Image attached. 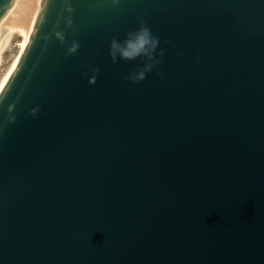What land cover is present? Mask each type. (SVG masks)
<instances>
[{
	"label": "water",
	"instance_id": "obj_1",
	"mask_svg": "<svg viewBox=\"0 0 264 264\" xmlns=\"http://www.w3.org/2000/svg\"><path fill=\"white\" fill-rule=\"evenodd\" d=\"M0 264H264V0H46L0 91Z\"/></svg>",
	"mask_w": 264,
	"mask_h": 264
},
{
	"label": "clouds",
	"instance_id": "obj_2",
	"mask_svg": "<svg viewBox=\"0 0 264 264\" xmlns=\"http://www.w3.org/2000/svg\"><path fill=\"white\" fill-rule=\"evenodd\" d=\"M118 0H113V3H117ZM59 36L60 34L57 33ZM159 44L158 37H154L151 33V30L142 26L134 33H129V38L126 39L123 43L116 41L115 39L112 41L111 45V57L113 62L116 61L117 56L123 59H134L138 56H144L148 60L152 59L153 53ZM79 48V44L77 42H73L71 48L68 49L69 53H75ZM159 62V61H157ZM152 64H146V66L138 72L130 74V76L125 77L126 79L130 78L134 82H139L145 78V75L148 71L151 70ZM98 71V70H94ZM96 76L92 75L89 79L90 83H95Z\"/></svg>",
	"mask_w": 264,
	"mask_h": 264
},
{
	"label": "bare ground",
	"instance_id": "obj_3",
	"mask_svg": "<svg viewBox=\"0 0 264 264\" xmlns=\"http://www.w3.org/2000/svg\"><path fill=\"white\" fill-rule=\"evenodd\" d=\"M45 4L46 0H27L26 2L16 6L3 22L0 29V43L3 41V38L12 31L21 35L23 39L20 43L21 49L11 66V69L0 82V91L8 80L24 48L26 47L40 19Z\"/></svg>",
	"mask_w": 264,
	"mask_h": 264
},
{
	"label": "rangeland",
	"instance_id": "obj_4",
	"mask_svg": "<svg viewBox=\"0 0 264 264\" xmlns=\"http://www.w3.org/2000/svg\"><path fill=\"white\" fill-rule=\"evenodd\" d=\"M22 36L12 31L0 43V82L11 69L19 51Z\"/></svg>",
	"mask_w": 264,
	"mask_h": 264
}]
</instances>
